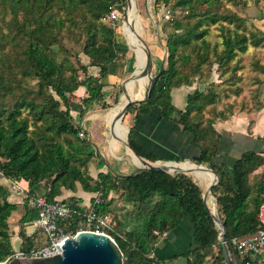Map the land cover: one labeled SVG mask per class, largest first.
<instances>
[{
    "label": "trees",
    "instance_id": "16d2710c",
    "mask_svg": "<svg viewBox=\"0 0 264 264\" xmlns=\"http://www.w3.org/2000/svg\"><path fill=\"white\" fill-rule=\"evenodd\" d=\"M168 1L153 0L157 5ZM221 1L175 0L176 6L188 10V17L197 18L192 24L188 20H172L173 32L166 35L164 42V65L157 73L152 91L145 100L129 104L124 115L129 111L148 114L158 109L160 119L171 121L182 131L192 134L199 154L190 161L206 164L217 174V184L211 187V192L226 230V244L235 264H243L230 241L258 229L256 215L264 199V180L255 179L251 183L250 175L264 164V152L244 147L229 173L225 166L213 163L221 138L213 126L215 120L202 121L193 114L213 102V97L195 90L186 94L185 107L178 111L171 97L172 89L191 85L178 67L179 61L190 58V53H184L189 46L201 62L213 53L219 64H228L248 46L264 47V30L246 29L237 14L215 10ZM117 2L0 0V172L5 178L27 181L29 198L35 195L33 187L41 182L47 188L48 201L61 195L62 188L74 191L76 183L84 191L100 192L104 201L97 209L109 215L120 234H114V238L121 251L129 253L127 264H166L178 258H184V264H224L218 232L205 209L202 189L190 175L135 169L129 174L112 176L109 171L100 170L104 164L102 160L97 163V178L86 170L95 150L80 135L81 125L72 123L71 111L76 110L82 119L95 104L108 107L104 100L103 79L109 74L110 66L117 64L127 51L118 43L114 27L102 20ZM199 4H205L206 8L198 10ZM7 14L9 19L5 20ZM209 23H219L220 50L217 44L211 45L206 39L208 28L204 24ZM3 24L7 32L3 31ZM63 29L84 38L82 52L90 58V65L99 68L98 75L89 74L78 59L76 68L67 57L59 58L57 47ZM6 45L10 46L13 60L1 54ZM16 67L21 68L19 72ZM79 70L83 72L82 78ZM31 80L33 84L29 83ZM79 87L85 88V96L80 104H72L70 97ZM133 131L134 127L129 126L127 143L130 149L151 162L160 160L133 140ZM117 189L126 193L136 206L141 219L140 231L124 232L107 212L108 194ZM8 194L7 188L0 184V262L13 252L8 218L17 206L8 200ZM37 215L34 207L25 206V213L19 219L21 227L35 220ZM184 219L192 223V243L179 253L156 257L153 253L163 232L174 230ZM19 235L27 240L22 228ZM21 250L28 249L22 245Z\"/></svg>",
    "mask_w": 264,
    "mask_h": 264
},
{
    "label": "rangeland",
    "instance_id": "374dc122",
    "mask_svg": "<svg viewBox=\"0 0 264 264\" xmlns=\"http://www.w3.org/2000/svg\"><path fill=\"white\" fill-rule=\"evenodd\" d=\"M130 3L133 5V14L130 13L128 17V4L126 0H124V3L118 0L113 6V11L117 14V19L114 22H107L108 25L114 27L118 43L127 48L126 54L120 56V59L116 62L117 64L111 66L109 71L111 77L105 80L103 91L104 100L108 107L102 108L100 103L95 104L85 113L82 119L79 118L78 112L71 111L73 118L72 123L74 125H81L83 131L80 135L87 139L95 150L94 157L86 166L88 173L90 172L89 166L91 167L92 174H95L96 171L97 173L99 172L97 168L99 160L104 162L101 170L104 172L109 171L112 176L130 173L137 167L126 154L127 147L125 144V141L127 142L129 130L128 122L129 119L132 118L133 111H129L123 116V121L127 125L126 139L123 140L120 149L116 150L114 155L110 154L108 151L105 134L106 128L104 126L107 111L122 102L121 100L126 101L127 98H132V94L138 91L137 85L131 88V91L127 89L123 90L122 87V83L131 76L132 72L135 78L129 81L137 79V61L133 54V47H131V45L133 46L134 44L133 34L131 33L133 29L138 33L139 50L142 45L143 51H146L148 48L151 53L153 62L152 72L153 75H155L159 72L160 65H164L166 57L164 42L166 35L173 32L172 20H188L192 24L197 18L196 16L188 17V10L176 6L175 0H169L168 3L165 4L171 10L169 19L164 17L158 7L159 4L157 5L153 0H130ZM197 8L198 10H204L206 5L199 4ZM215 10L218 12H231L237 14L243 19L246 29L264 30V0H239L234 3L222 0ZM131 15L133 19H131ZM134 16H137L138 22H136ZM8 19L9 14L5 15V20ZM129 23H132V25ZM121 25L126 28L129 34L130 46L121 32ZM218 25L219 23L204 24V26L208 28L206 39L211 45L217 44L220 50L222 45ZM3 31L7 32L5 24H3ZM61 34L59 38L60 44L57 47L59 58L67 57L76 68L78 67L76 63L78 59L86 66L89 74L98 75L99 68L90 65V58L82 52V46L85 42L84 38L82 36L77 37L71 35L65 32L64 29L61 31ZM184 53H190L191 56L187 60L179 61L178 67L181 72L190 79L191 85H184L181 87L186 89L187 94H192L196 90L204 94H210L214 100L206 104L202 110L196 111L195 113L193 112V114H196L202 121L213 118L215 120L214 122H216L218 117L221 119H223L222 117L230 119L238 116L243 119V121H240L241 124L238 128H241L242 131H247V133H251L250 129L254 122L253 118L256 113L264 107V47L248 46L245 52H238L228 64L217 63L213 53H210L209 57L201 62L190 46ZM1 54L5 58L9 56L12 59L13 56L10 51V46L8 45L2 47ZM145 62H147L146 58ZM137 65H139V63H137ZM20 69L21 68H17V72H19ZM78 74L81 78L83 77V72L81 70L78 71ZM29 83L33 84L34 80L29 81ZM158 84L160 86L161 82L159 81ZM84 96L85 93L79 94L78 91H75L70 97V101L72 104L78 103L79 101L81 102ZM180 100L184 101L183 98ZM138 102L140 101L134 99L130 104L135 105ZM174 103L178 107L179 100L176 96L174 97ZM135 158L134 160L138 162V167H142L141 162L139 160L137 161V157ZM164 161L167 160H160V162ZM174 170L175 169H171L169 173H176ZM256 178L264 180V169L254 175L250 180L252 181ZM204 179H206L208 185V176L204 175ZM206 182L202 190H206ZM124 194L125 193L117 191L108 201L106 210L112 216L115 223L120 224L119 227H121L124 232L131 230L140 231L141 219L137 214V208ZM156 199L157 197H155L150 204L152 205ZM12 244L14 247L17 246L14 239H12ZM184 261L185 260L182 258H178L173 262H175V264L183 262L184 264Z\"/></svg>",
    "mask_w": 264,
    "mask_h": 264
},
{
    "label": "crops",
    "instance_id": "0c3cea01",
    "mask_svg": "<svg viewBox=\"0 0 264 264\" xmlns=\"http://www.w3.org/2000/svg\"><path fill=\"white\" fill-rule=\"evenodd\" d=\"M120 29L125 39L127 40L128 45L130 46V37L126 28H124V26L121 25ZM131 47L133 46L131 45ZM144 52L145 50L143 51L141 45L140 48L141 57H143V59L145 60L146 57L144 55ZM137 67L138 65L136 63V69ZM110 75L111 74L109 73L103 79V81L105 82L106 79H109L111 77ZM129 80L130 79H127L122 83V87H124L127 90L131 91V88L137 85L138 86L137 93H138L140 89L144 86L139 76L134 81H129ZM76 91H78L79 94L81 93L84 94L85 88L79 87ZM186 94H187L186 89L184 87L172 89L171 97L173 104L175 105L174 103L175 96L179 100L178 107L175 105L177 111L183 110L185 106ZM181 98H183L184 101L180 100ZM80 103L81 102L79 101L78 103L75 104H80ZM112 108H110L106 113L104 126L106 128L105 134H106V144L108 151L110 154L114 155L115 152L112 151L111 149V141L117 119L115 120ZM72 111L77 112L76 110H72ZM237 117L238 116H235L230 119H224V118L221 119L218 117L216 122H214L213 124L215 130L221 134V138L218 143L217 153L213 159V163L220 166H225L224 168L229 173H232L231 167L234 161L239 157L244 147L248 146L253 148L254 150L264 152V107L261 110H259L254 116L253 118L254 122L250 129L251 133H247V131H242L241 128H238L241 124L240 121L241 120L243 121V119ZM131 125L134 127V131L132 133L133 140L147 151L152 152L160 160L176 161L177 159L180 158H184V160H190V158L197 156L199 154V148L194 144L192 134L182 131L177 124L171 121L160 119L158 109H153L148 114H137L133 112L132 118L129 119L128 122V126ZM120 130L121 131L119 134V143L121 144L123 140L126 138V133H127V125L124 123V121H122ZM131 151L127 149L126 154L130 158L131 162L138 167V162H135L134 160L136 159L135 158L136 156H133L134 154H132L133 152ZM138 160L139 159L137 158V161ZM201 165L207 167L204 164ZM263 167L264 164L258 167L255 171H253V173L250 175V179H252L254 175H256L257 173L262 171V169H264ZM181 169L183 170V168ZM89 171H90L89 172L90 175L93 178H96L97 171L95 172V174H92L90 166H89ZM184 171H186L188 175L193 177V179L197 182V184L201 189L202 187L204 188V183L206 182L204 176L203 177L197 176V174L193 170L184 169ZM201 171L204 172L205 176H208L209 181L211 177L213 178V180L216 178L214 173L211 172V170L210 171L201 170ZM256 180H259V178H256ZM254 181L255 180H252L251 183H254ZM12 182L13 181L11 179L5 177L0 178V184L3 187L7 188V190L9 191L7 197L8 200L12 203H15L17 206V208L12 212L11 216L8 218L9 228L12 234L11 235L12 248L13 250L22 249V245H24V249L30 250L32 248L39 247L46 242L45 234L34 225L33 221L24 223L23 227H21L19 223V219L25 213V206H31V199L27 196L28 182L25 181L24 179L16 180L17 182L16 188H18V190L11 188ZM33 190L36 195H45V193L47 192V188L44 182L36 184L33 187ZM117 191L122 192L120 189L112 190L109 192V195L106 200L109 201L110 198L113 197L115 193H117ZM96 193L97 192L84 191L81 188V185L79 183H76L74 191L62 188L61 195L57 196L56 198L57 199L76 198L80 202L84 204H88ZM124 195L125 197H127L126 193ZM21 228L23 229L24 235L27 238L26 241H24L23 238L20 237L19 235V231ZM192 231H193V226L190 220L189 219L182 220L181 222L178 223V225L175 227L174 230L167 232L164 236H162L159 239L157 243V247L153 254L159 258H166L170 255L186 250L189 247V245L192 243V239H191ZM12 239L15 240L17 246L15 247L13 246ZM182 259L184 260V258ZM175 262L170 261L167 262L166 264H175ZM180 264H183V262Z\"/></svg>",
    "mask_w": 264,
    "mask_h": 264
},
{
    "label": "built area",
    "instance_id": "2783aa9c",
    "mask_svg": "<svg viewBox=\"0 0 264 264\" xmlns=\"http://www.w3.org/2000/svg\"><path fill=\"white\" fill-rule=\"evenodd\" d=\"M164 17L169 19L171 10L161 3L158 5ZM117 19L115 11H110L102 18L104 22H114ZM4 177L0 172V178ZM12 189H17V182L11 179ZM31 206L37 210V218L34 225L46 236V242L29 251L21 249L13 250L0 264L6 263L13 257H48L60 254L62 251L61 241L66 237L74 236L82 230L102 233L115 240L114 234L120 236L114 229L107 213L100 212L97 206L103 203L100 192H97L88 204L80 202L76 198H62L48 201L45 195L30 197ZM258 229L247 236L234 237L230 244L238 253L243 264H264V199L257 210ZM166 232H163L164 236Z\"/></svg>",
    "mask_w": 264,
    "mask_h": 264
},
{
    "label": "water",
    "instance_id": "95a60500",
    "mask_svg": "<svg viewBox=\"0 0 264 264\" xmlns=\"http://www.w3.org/2000/svg\"><path fill=\"white\" fill-rule=\"evenodd\" d=\"M128 8L133 6L130 0H126ZM146 55V68L145 73L150 83L144 97L138 99L137 101L145 100L150 92L152 91L156 81L157 74L153 75V62L152 56L147 48L145 51ZM163 64L160 65V70H162ZM159 70V71H160ZM133 72L128 79H134ZM126 81V80H125ZM134 99L127 98L124 102L122 109L119 113V117L122 118L129 106ZM127 147L130 149L128 143ZM131 150V149H130ZM133 152V151H132ZM134 153V152H133ZM135 154V153H134ZM135 156H137L135 154ZM141 161L142 167H136L137 170H146L149 172H171L169 167L165 163H169L170 160L164 161L162 166L154 167L152 164L160 162L156 160L151 162L143 157L137 156ZM185 161V160H182ZM190 161V160H187ZM181 162V161H177ZM195 163V162H194ZM201 165L199 163H195ZM207 166V165H206ZM215 175L216 180L214 183L210 184L206 190H202V198L205 209L211 215L214 224L218 232V240L221 245L222 255L224 259V264H235L232 255L228 249L225 240V227L218 215L217 208H215V198L212 195L211 187L217 184L218 176L217 174L207 166ZM176 172H182L187 174L186 171L182 169H175ZM212 204V211L209 209V204ZM62 251L60 254H54L48 257H13L3 264H127L129 253H123L119 248L118 244L110 236L102 233H95L89 230H82L76 233L74 236L66 237L61 241Z\"/></svg>",
    "mask_w": 264,
    "mask_h": 264
},
{
    "label": "bare ground",
    "instance_id": "6f19581e",
    "mask_svg": "<svg viewBox=\"0 0 264 264\" xmlns=\"http://www.w3.org/2000/svg\"><path fill=\"white\" fill-rule=\"evenodd\" d=\"M132 13L133 14V10H132V6L128 8L127 10V16L129 17V14ZM134 18L136 19V22H138V18L137 16ZM131 19L132 18V15H131ZM132 25V23H129ZM136 25V24H135ZM133 26H134V23H133ZM133 34V38H134V44H133V53H134V57L137 61V63H139L138 67H137V70H138V74L136 73V77L138 78V76L141 78V81L143 82L144 86L140 89V91L136 94H134L132 96L131 99H135V100H138V99H141L144 97V94L146 92V89L148 88L149 86V82H148V78H147V75L145 73V68H146V62L145 60L143 59V57H141V53H140V50H139V42H138V33L135 29H133V31L131 32ZM141 48V47H140ZM125 90V89H124ZM124 100L122 102H120L118 105H115L113 108H112V111H113V115L115 117V120H116V124H115V127H114V133H113V137H112V141H111V149L112 151H116L118 149H120L121 147V144L119 143V134H120V127H121V124H122V121H123V117L120 118L119 117V113L122 109V106L124 104ZM126 139V138H125ZM125 144H126V147H127V142L125 141ZM128 150H130L128 147H127ZM131 151V150H130ZM132 152V151H131ZM134 154V153H132ZM135 155V154H134ZM137 157V156H136ZM142 164V163H141ZM163 162H156V163H153L152 165L154 167H159V166H162ZM170 171L171 169H185V170H193L197 176H200V177H203L205 174L203 171L201 170H204V171H210L209 168L203 166V165H197L195 164L194 162H190V161H181V162H177V161H170L169 163H165ZM209 173V172H208ZM214 182L213 178L211 177L210 181H209V184L207 186V188L209 187L210 184H212ZM206 188V189H207ZM215 208H216V205H215ZM209 209L212 211V204L210 203L209 204Z\"/></svg>",
    "mask_w": 264,
    "mask_h": 264
}]
</instances>
